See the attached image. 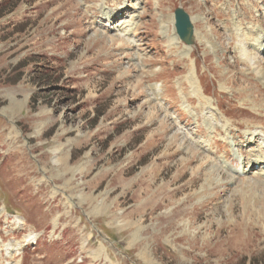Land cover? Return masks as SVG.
Listing matches in <instances>:
<instances>
[{"label":"rangeland","instance_id":"rangeland-1","mask_svg":"<svg viewBox=\"0 0 264 264\" xmlns=\"http://www.w3.org/2000/svg\"><path fill=\"white\" fill-rule=\"evenodd\" d=\"M262 40L264 0H0V264H264Z\"/></svg>","mask_w":264,"mask_h":264},{"label":"water","instance_id":"water-1","mask_svg":"<svg viewBox=\"0 0 264 264\" xmlns=\"http://www.w3.org/2000/svg\"><path fill=\"white\" fill-rule=\"evenodd\" d=\"M175 29L181 41L187 46H192L195 43L194 27L190 16L182 9L178 8L175 13Z\"/></svg>","mask_w":264,"mask_h":264},{"label":"bare ground","instance_id":"bare-ground-1","mask_svg":"<svg viewBox=\"0 0 264 264\" xmlns=\"http://www.w3.org/2000/svg\"><path fill=\"white\" fill-rule=\"evenodd\" d=\"M127 8V4L126 5H124V6H122V7H120V8H117V10H119V11H121V10H125ZM129 8V7H128ZM102 11L105 13V11H104V9H102ZM126 11V10H125ZM120 14H121V12H117V11H112V12H110V14H107V13H105V20H104V22L106 21V22H108V23H110L111 21H114L115 19H118V16H120ZM103 17V16H102ZM139 18H141V16H138ZM197 19H199V17L198 18H196V17H193L192 18V22L194 23V21H196ZM234 24V23H233ZM138 28V24H136V29ZM195 33V35L197 36L198 35V32H194ZM102 36V35H101ZM172 41H174V42H179L178 41V38H177V36L174 34L173 36H172ZM257 44L256 45H253L252 47H258V49H257V51L260 53L263 49H264V41L262 40L261 42L260 41H257L256 42ZM184 47H186V48H188L189 50H190V48H189V46H184ZM185 48V50L184 51H186L187 49ZM195 62H196V64H197V66H199L200 67V65H201V63L199 62L198 63V58H196L195 57ZM198 67V68H199ZM198 68H197V72H198ZM164 71H166L165 70V68H164ZM174 72V69H172V71H170L169 73H172V74H174L173 73ZM196 72V73H197ZM195 73V74H196ZM196 77H197V79L198 78H202L200 75H196ZM191 84H192V86L195 88V83L193 82V81H191ZM171 92V91H170ZM208 100V99H207ZM209 101V103L211 102L210 100H208ZM220 109V108H219ZM253 140H255V138L253 139ZM246 159H248L250 162H255V163H264V157L263 158H258V159H254V160H251L248 156H246ZM255 174H257V171L255 172ZM263 174H264V170H263ZM144 255V254H143ZM145 256V255H144Z\"/></svg>","mask_w":264,"mask_h":264},{"label":"trees","instance_id":"trees-1","mask_svg":"<svg viewBox=\"0 0 264 264\" xmlns=\"http://www.w3.org/2000/svg\"><path fill=\"white\" fill-rule=\"evenodd\" d=\"M259 263H260V264H262L263 262H262V261H260Z\"/></svg>","mask_w":264,"mask_h":264}]
</instances>
